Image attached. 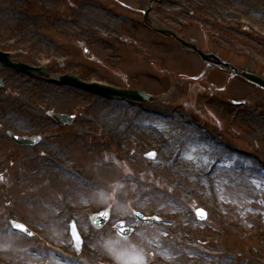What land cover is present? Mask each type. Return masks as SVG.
<instances>
[{"label":"rangeland","instance_id":"rangeland-1","mask_svg":"<svg viewBox=\"0 0 264 264\" xmlns=\"http://www.w3.org/2000/svg\"><path fill=\"white\" fill-rule=\"evenodd\" d=\"M212 1L118 0L105 12L83 9L86 17H79L73 9L68 16L71 21L56 25L54 33H39L45 30L30 21L27 8L12 2L3 6L18 12L14 15L5 9L1 16L5 30L1 48L11 51L17 60L47 65L52 82L11 69L0 72L5 79L0 89V264H161L160 242L164 239L173 246V264L189 260L197 264H264V224L257 223L259 206L244 187L240 171H230L232 176L225 179L230 184L220 194H201L198 187L190 190L195 181L186 183L179 175L183 162L172 159L177 147L166 146L157 132L145 134L136 127L123 132L107 111L120 106L131 108L133 114L153 109L186 118L207 141L209 152L206 149L199 157L202 169L213 158L218 160L211 153L218 147L248 153L249 160L259 166L249 181L263 177L264 90L203 63L197 53L144 23L150 8L154 28L171 29L202 50L264 77V10L258 6L259 0H228V5L237 8L229 18L222 14L224 23L203 18L208 17ZM103 2L106 7V0ZM60 58L65 59V67L58 64ZM64 73L142 89L154 100L136 103L55 84ZM50 112L73 114L76 119L66 129L43 133L39 129L46 125L44 116ZM9 132L41 134L43 140L34 147L21 146ZM56 150L62 151L64 165L71 170H94L97 160L106 161L109 167L87 188L81 179H65L62 172L45 164ZM151 151L156 152L155 159L146 156ZM39 163L43 166L37 169ZM102 179L119 185L101 188ZM39 194L44 196L39 204L47 205L43 210L37 206ZM199 208L208 214L205 221L196 216ZM105 209L111 211V219L98 230L91 217ZM135 211L162 220L137 224ZM11 219L27 224L36 237L14 232ZM71 220L78 223L84 239L81 254L73 248L67 227ZM219 220L228 225L226 233L214 234L193 252L186 250L191 245H185L189 233L211 231ZM119 221L134 226V235L119 237L114 228ZM227 251L230 259L225 262ZM186 252L189 259L183 261Z\"/></svg>","mask_w":264,"mask_h":264},{"label":"bare ground","instance_id":"bare-ground-1","mask_svg":"<svg viewBox=\"0 0 264 264\" xmlns=\"http://www.w3.org/2000/svg\"><path fill=\"white\" fill-rule=\"evenodd\" d=\"M228 0H213L212 4L208 7L209 13L208 17H203L205 20H209L211 23H222L224 20L220 17L222 14L226 15L229 18L232 11H234L237 6H231L227 4ZM259 8L264 10V0H259ZM11 10L13 14H16L15 9L9 8L8 11ZM5 11V10H3ZM224 23V22H223ZM129 43L133 45V42L129 40ZM136 46V45H135ZM102 108V104H100ZM215 105V103H209V106ZM111 106V105H108ZM115 109L111 108L107 111L111 112L112 117L115 122H117L120 129H123V132H128L132 130L134 127L139 130H143L145 134L149 132H157L158 135L161 134L165 139L166 146L177 147L178 150H175L176 153L173 155V160L182 161L184 166L181 168L179 175L183 177L186 183L190 182V180L195 181L194 185L189 187L190 190L192 188L198 187L201 194L206 195H217L218 193H222V191L230 184L229 181H225L228 176H232V172L230 171H240V179L244 181L246 184L244 187L250 190L251 196L258 203V210H260L257 223L264 224V175L252 177V181H249L250 176H253L252 172L258 171L259 166L255 164L254 161H250V155L248 153L237 152L240 154L232 153L224 148L215 147L213 151H211L212 156L218 157V162L216 165L211 167V162L207 164L205 169L201 168L200 161H202L199 157H203V154H206L207 149V141L205 139H201L198 134L199 130L196 129L194 125L187 120L179 119L173 116L172 113H161L159 111L153 110H142L133 114L131 108L113 106ZM106 107H103V109ZM114 111V112H113ZM89 120V119H87ZM202 134V133H201ZM204 135V134H203ZM207 135H204L206 137ZM214 139V138H213ZM217 139V138H215ZM118 141V140H117ZM119 141H121L119 139ZM207 149V150H206ZM205 150L207 152H205ZM211 150V148H210ZM133 150L131 149V152ZM205 158V157H204ZM214 160V158H213ZM46 165H51L53 168L63 173V177L65 179H81L83 186L87 188H92L94 184L97 183V180L100 179L99 173H101L104 169L109 167L106 166V161L97 160V167L94 170H90L85 168L84 170L80 169H68L67 166L64 165L65 159L62 155V151L58 153V151H54L50 157L46 158ZM43 164H38L37 169L41 168ZM211 169V171H209ZM37 171V170H36ZM120 173L119 168L114 169ZM209 171V174L207 172ZM262 173V172H261ZM215 174H220L221 179H214L213 176ZM264 174V172L262 173ZM210 176V177H209ZM208 177V178H207ZM54 181L58 183V178ZM101 188L107 189V187L117 186L118 182L112 183L109 180L102 179ZM250 183L256 185V188L253 187ZM196 190V189H195ZM43 195L37 196V206L40 209H44L47 205H43L40 203V200H43ZM228 225L223 221H218L217 228L209 231L203 230L199 232H191L187 235L186 244H191L186 248L187 251L195 249V246H205L207 244V240L212 239V236L216 233H226L228 230ZM243 229V228H242ZM248 230H241L240 233H246ZM161 251H163V260H161V264H173L175 263L174 257L175 253L173 250L172 244L164 239L160 242ZM194 254V253H192ZM183 261L189 259V253L186 252L183 256ZM224 261L227 262L230 259V254L227 251L223 255ZM183 264H197L193 262V260H189L187 263L184 261ZM254 264H263V263H254Z\"/></svg>","mask_w":264,"mask_h":264},{"label":"water","instance_id":"water-1","mask_svg":"<svg viewBox=\"0 0 264 264\" xmlns=\"http://www.w3.org/2000/svg\"><path fill=\"white\" fill-rule=\"evenodd\" d=\"M183 44L186 47L190 48V49L197 50L198 52H200L204 59H208L209 61H212V62L216 63L217 65H220L221 67H223L225 69L233 71L235 74L241 76L245 80L250 81L252 83H255V84H257V85H259V86L264 88V79L262 77L254 74V73H251V72L240 70L239 68H237V67H235V66H233L231 64H228V63H225V62L221 61L220 59H218L214 55L204 54L203 52L198 50V47L195 46V45H192V44H189V43H186V42H183ZM15 66L16 67H20L21 69L28 71V73H31L33 70H35V69L31 68L30 66H28L26 64H22V63L15 64ZM40 72L44 73L43 70H41ZM61 80H62V82L64 84H67V83H70V82L77 83L78 87H80V88L86 89L88 91H95V92L103 94V95H110V96L119 95V96H123V97H126V98L138 100V101H144V100L150 99V97L147 94H145V93H143L141 91H130V90L116 89V88H112V87L102 86L100 84L88 85V84H84V83L80 82L78 80V78L75 77V76H63L61 78ZM0 83H1V81H0ZM0 87H2V86H0ZM56 118L58 120H60L62 123H64V124L65 123H71L73 121V119H74V117H70V116L63 115V114H57ZM14 139L16 141L20 142V143H27V144H34V143H36L39 140V138L22 139V138H19V137H16V136H14ZM150 156L153 157L154 154H150ZM109 216H110L109 212H102V213L94 216L93 222H94V224L97 227H102V226H104L107 223V221L109 219ZM136 216L138 217V219L140 221H144V222H153V221L156 220V218H146V217H144L143 215H141L139 213H136ZM198 216L201 219H204L206 215H205V213L203 211H198ZM12 224L14 225V227L16 229L22 230V231H25L26 233L31 234L26 229L25 226L23 228L19 227V225H21L20 223L12 222ZM123 225H124L123 223H119L118 224L119 232L122 235H124V236L131 235L132 232H133V229L132 228H121ZM72 236H73L74 240L77 243L78 250H80L81 247H82V239L80 238V235H79V233H78V231L76 229V225H73Z\"/></svg>","mask_w":264,"mask_h":264},{"label":"flooded vegetation","instance_id":"flooded-vegetation-1","mask_svg":"<svg viewBox=\"0 0 264 264\" xmlns=\"http://www.w3.org/2000/svg\"><path fill=\"white\" fill-rule=\"evenodd\" d=\"M104 0H0V42L4 43L2 33L5 31L1 25L2 15H4L5 9L3 6L12 2L16 5L23 6L30 10L28 13L32 17V21L42 27L46 32H55L56 25L63 23L65 21L70 22L68 16L72 15L73 9L76 10L79 17H86L83 13V9H91L94 11H108L112 8L111 3L118 0H106V7L104 5ZM15 9V8H13ZM91 16V15H90ZM89 22H96L95 18H88ZM0 49L3 50L0 46ZM59 64L65 67V63ZM49 69V68H48ZM9 67L0 61V72L8 71ZM1 77V76H0ZM3 78V77H2ZM44 81H48L44 79ZM44 122L46 125L40 127L41 132H46L50 129L66 128L59 127L58 123L49 115L44 116Z\"/></svg>","mask_w":264,"mask_h":264},{"label":"snow or ice","instance_id":"snow-or-ice-1","mask_svg":"<svg viewBox=\"0 0 264 264\" xmlns=\"http://www.w3.org/2000/svg\"><path fill=\"white\" fill-rule=\"evenodd\" d=\"M19 227H22L23 228L24 226L23 225H19Z\"/></svg>","mask_w":264,"mask_h":264}]
</instances>
